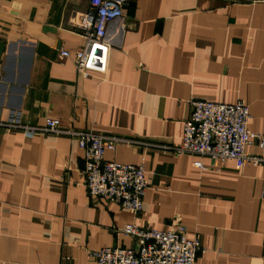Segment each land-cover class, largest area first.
<instances>
[{"label":"crops","instance_id":"crops-1","mask_svg":"<svg viewBox=\"0 0 264 264\" xmlns=\"http://www.w3.org/2000/svg\"><path fill=\"white\" fill-rule=\"evenodd\" d=\"M89 7L0 0V122L55 117L64 128L144 142L104 154L143 162L142 210L88 194L75 137L0 126V264H93L91 251L135 247L128 223L182 224L202 247L195 264H264V164L159 147L180 143L191 99L243 100L249 130L264 138V3L129 0L106 71L83 77L60 50L83 45L72 20Z\"/></svg>","mask_w":264,"mask_h":264},{"label":"built area","instance_id":"built-area-1","mask_svg":"<svg viewBox=\"0 0 264 264\" xmlns=\"http://www.w3.org/2000/svg\"><path fill=\"white\" fill-rule=\"evenodd\" d=\"M89 1L88 10L76 14L72 20L84 40L83 45L73 51L60 50V56L72 59L76 71L83 77L91 72L106 71L110 47L121 43L124 32L123 13L129 4V0ZM231 1L264 3V0ZM189 106V114L182 125L180 143L159 147L176 154L206 155L218 162L232 160L236 167L246 163L264 164V138L249 130L250 113L243 100L216 103L191 99ZM0 126L20 129L28 136L46 132L75 137L83 150L82 172L88 194L114 201L135 214L141 212L147 189L143 162L119 163L106 160L104 154L115 150L118 144L144 142L91 130L64 128L55 117H46L43 125H24L12 119L0 122ZM253 143L261 148L258 154L246 151V147ZM122 231L135 238V247L112 246L91 251L89 256L93 264H195L196 257L202 251L198 237L188 238L185 227L180 223L162 230L140 228L134 223H128Z\"/></svg>","mask_w":264,"mask_h":264},{"label":"water","instance_id":"water-1","mask_svg":"<svg viewBox=\"0 0 264 264\" xmlns=\"http://www.w3.org/2000/svg\"><path fill=\"white\" fill-rule=\"evenodd\" d=\"M3 48H4V43L0 42V54H1L2 50H3Z\"/></svg>","mask_w":264,"mask_h":264}]
</instances>
